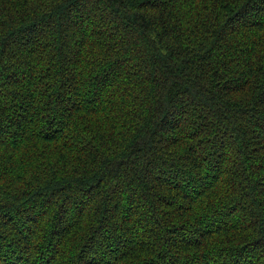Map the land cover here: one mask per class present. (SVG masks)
I'll return each mask as SVG.
<instances>
[{
	"label": "trees",
	"instance_id": "16d2710c",
	"mask_svg": "<svg viewBox=\"0 0 264 264\" xmlns=\"http://www.w3.org/2000/svg\"><path fill=\"white\" fill-rule=\"evenodd\" d=\"M0 264H264V0H0Z\"/></svg>",
	"mask_w": 264,
	"mask_h": 264
},
{
	"label": "rangeland",
	"instance_id": "374dc122",
	"mask_svg": "<svg viewBox=\"0 0 264 264\" xmlns=\"http://www.w3.org/2000/svg\"><path fill=\"white\" fill-rule=\"evenodd\" d=\"M79 34L84 38V32L83 31H80Z\"/></svg>",
	"mask_w": 264,
	"mask_h": 264
}]
</instances>
